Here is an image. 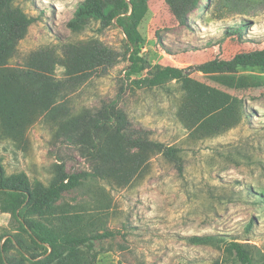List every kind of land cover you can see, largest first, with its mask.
Listing matches in <instances>:
<instances>
[{
	"label": "rangeland",
	"instance_id": "374dc122",
	"mask_svg": "<svg viewBox=\"0 0 264 264\" xmlns=\"http://www.w3.org/2000/svg\"><path fill=\"white\" fill-rule=\"evenodd\" d=\"M81 1L16 0L36 21L19 40L12 63L43 48L61 54L70 43L104 42L120 59L108 70H95L71 95L69 107L99 111L116 105L131 133L178 148L181 159L179 165L158 154L127 184L90 178L63 193L58 204L80 213L82 225L97 221L100 231L112 233L95 241L97 264H244L228 251L233 241L244 245L252 264H264V67L191 74L242 99L249 115L223 134L200 135L178 117L179 82L138 87L133 79L142 75L126 76L130 63L123 58L126 35L120 27H103L96 19L69 26ZM132 25L144 36L149 71L162 65L183 68L264 49V0H201L185 22L174 16L167 0H148ZM64 76V66L58 65L56 79ZM87 155L52 114L30 120L18 138L0 136L6 173H24L33 186L49 185L60 161L69 173L93 172ZM4 200L0 193V235L16 233L19 226L12 212L1 208ZM195 235L217 239L198 244L190 240Z\"/></svg>",
	"mask_w": 264,
	"mask_h": 264
},
{
	"label": "trees",
	"instance_id": "16d2710c",
	"mask_svg": "<svg viewBox=\"0 0 264 264\" xmlns=\"http://www.w3.org/2000/svg\"><path fill=\"white\" fill-rule=\"evenodd\" d=\"M15 1L0 0V136L18 138L30 120L52 114L57 127L64 130L71 142L88 152L94 170L69 173L60 161L49 185L39 182L33 186L28 175L7 174L0 163V193L5 196L1 208L10 210L19 223L18 232L0 235V264H97L95 241L112 233L100 231L97 221L82 225L80 213L73 215L58 204L63 193L84 185L90 178L127 184L158 154L181 165L178 148L131 133L116 105L99 111L69 107L71 95L90 80L95 70H108L120 59V53L104 42L70 43L61 54L56 49L43 48L28 54L20 64L12 63L19 40L36 21ZM147 1L83 0L69 26L80 28L88 20L96 19L103 27H120L126 35L123 58L130 63L126 76L142 75L133 79L138 87L179 82L183 92L178 117L195 133L219 135L239 125L249 116L244 101L192 78L191 74L237 73L242 68L264 67V49L242 51L230 59L215 57L183 68L162 65L149 71L148 60L142 53L144 36L132 25ZM200 1L167 3L174 16L185 22ZM58 65L65 68L61 80L55 77ZM87 225L94 228L85 229ZM215 239L214 235L190 238L198 244H210ZM227 248L244 264H252L242 243L233 241Z\"/></svg>",
	"mask_w": 264,
	"mask_h": 264
}]
</instances>
